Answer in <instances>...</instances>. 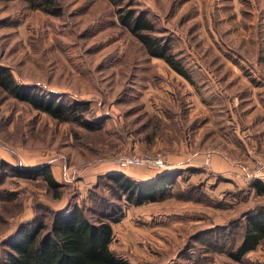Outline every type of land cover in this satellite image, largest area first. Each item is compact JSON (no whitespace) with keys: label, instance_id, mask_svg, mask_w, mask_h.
I'll list each match as a JSON object with an SVG mask.
<instances>
[{"label":"rangeland","instance_id":"obj_1","mask_svg":"<svg viewBox=\"0 0 264 264\" xmlns=\"http://www.w3.org/2000/svg\"><path fill=\"white\" fill-rule=\"evenodd\" d=\"M55 1L60 15L0 0V67L65 103L88 102L96 126L59 122L0 88V264L22 223L50 221L47 209L75 196L92 219L121 218L111 247L131 264H264V241L241 260L228 253L264 205L251 186L264 182L254 175L264 169V0H118L153 21L190 80L146 52L113 1ZM133 153L164 163L121 165ZM43 164L60 198L14 171ZM119 166L139 181L176 170L178 184L134 205L105 179Z\"/></svg>","mask_w":264,"mask_h":264},{"label":"trees","instance_id":"obj_2","mask_svg":"<svg viewBox=\"0 0 264 264\" xmlns=\"http://www.w3.org/2000/svg\"><path fill=\"white\" fill-rule=\"evenodd\" d=\"M24 1L28 2L31 8L42 9L49 14L60 15L62 12V9L55 5V0L38 3L32 0ZM111 1L118 6L117 16L123 28L142 43L151 57L164 59L178 73L191 79L171 47L154 35L155 25L149 17L135 8L120 6L118 0ZM0 88L9 96L29 104L59 122L74 123L89 130H94L96 126V123L88 118L90 112L88 102L68 104L54 95L37 91L33 85H22L12 71L5 67H0ZM14 171L19 177L42 178L55 198L62 196L63 185L55 177L51 164L34 168L14 166ZM178 172L167 171L151 180L143 181L135 180L123 172H115L107 174L105 179L114 192L117 191L128 203L141 205L167 197L178 184ZM251 186L258 195L264 196L262 180L254 181ZM76 199V196L71 198L60 210L48 208L47 215L50 221L35 217L34 220L22 223L11 238L10 250L4 264H131L111 247L114 240L113 224L121 218L92 219ZM263 241L264 205H260L248 212L243 238L228 253L235 260H241L246 253L256 249Z\"/></svg>","mask_w":264,"mask_h":264},{"label":"built area","instance_id":"obj_3","mask_svg":"<svg viewBox=\"0 0 264 264\" xmlns=\"http://www.w3.org/2000/svg\"><path fill=\"white\" fill-rule=\"evenodd\" d=\"M120 160H121V165L123 166L130 162H147L153 165L154 164L161 165L164 163V158L161 155H157V156L145 155L143 158H140L137 155H134V153L130 155H122ZM254 175L255 176L264 175V169L259 168V171L257 170V173Z\"/></svg>","mask_w":264,"mask_h":264},{"label":"crops","instance_id":"obj_4","mask_svg":"<svg viewBox=\"0 0 264 264\" xmlns=\"http://www.w3.org/2000/svg\"><path fill=\"white\" fill-rule=\"evenodd\" d=\"M209 151H211V152H213L212 150H209ZM209 151H207L208 153L206 154V156L204 157L203 156V159L205 160L206 159V161H204L205 163H207V164H210L211 166H213L214 164L213 163H216V161H217V157H218V155H215V154H213V153H210ZM186 155V154H185ZM181 158H184L183 160H189V162L188 161H186L185 162V165L186 166H191L192 165V162H195V163H198V162H196L198 159H196V157H194V158H187V157H181ZM221 161H222V159H221ZM191 162V163H190ZM202 162V161H201ZM226 166H229V164L226 162ZM113 172H123V173H126V174H129L130 176H133L134 177V173H132V171L130 170H126V169H123V168H121L120 166L119 167H116L114 170H112ZM161 172H163L162 170H160ZM158 172L159 174L161 173V172ZM164 172H166V171H164ZM156 175H158V174H156ZM155 175V176H156ZM155 176H152V177H140L141 178V180L143 179V180H151V179H153V177H155ZM139 178V177H138Z\"/></svg>","mask_w":264,"mask_h":264}]
</instances>
